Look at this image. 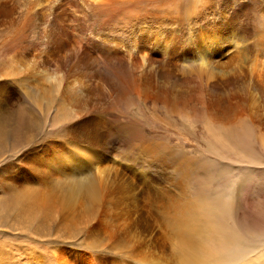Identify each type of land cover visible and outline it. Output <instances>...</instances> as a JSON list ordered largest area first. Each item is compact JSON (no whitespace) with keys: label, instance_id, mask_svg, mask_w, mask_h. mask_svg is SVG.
Segmentation results:
<instances>
[{"label":"rangeland","instance_id":"1","mask_svg":"<svg viewBox=\"0 0 264 264\" xmlns=\"http://www.w3.org/2000/svg\"><path fill=\"white\" fill-rule=\"evenodd\" d=\"M31 1L34 0H0V4L4 3L5 6L3 11L8 10V12L0 13L2 15H0L2 21H0V79L13 77L9 73L12 72L15 80L28 81L29 88L36 91L31 97L37 98L41 106V108L34 106V101H29L23 96L25 89H20L21 96L18 95L15 98L13 111L2 115L3 118L11 115L14 121L16 112L24 111L31 123L35 124L34 126L32 123V126L36 127L35 135H30L33 139L29 138L28 141L19 142L11 131L3 132L5 136L4 143L0 145V173L4 171L6 176L14 171L16 173L21 171L31 149L40 148V145L56 136L59 138L63 135L61 133L63 131H71L72 125L87 118L94 107L105 108L109 104L105 97L106 93L110 94L109 89L103 83V78L107 75H96V66L89 63L88 73L91 74L89 78L81 76L72 78L78 79L82 84L81 95H74L71 98L67 96L64 100L66 103H71L72 99L77 102L75 105L67 106L72 115L64 119L62 123L53 121L57 108V100H54L57 95L53 89L60 75L55 78L49 74L56 68L57 63L54 66V64L49 65L47 60H42L44 42L48 38L47 21L52 18L53 14L66 11L65 8L69 9L70 5L73 7L69 11L75 12L77 8L74 7H77V2L75 3V0H51L45 3L43 17H35L33 23H29L27 27L29 28V41L37 44L38 48H28L29 53H24L23 49L14 53L9 52L5 43L21 27L22 17L27 15L26 10ZM248 1L177 0L178 8L183 13L193 15L191 18L185 19L182 23L173 19H163V25L156 21L152 22L153 24L141 22V26L139 23L136 24L134 29L138 31L135 33H142L147 48L145 53H151L152 50L149 49H154L155 52V49L159 48L153 47V44L160 48L165 47V49L156 50L157 53H154L151 64L145 69L146 74L144 73L145 75L141 77L144 86L140 87L142 91L145 90L143 95L152 93L151 95L156 97L155 101L140 100L136 105L123 106L122 110L126 113L121 115L118 112V115L122 117L119 121H137L144 125L146 129L142 130L144 135L146 131L152 133L153 135L147 134V137L154 141L155 139L162 141L170 147L174 157L179 160L177 165L182 162L184 166L197 168L200 173L202 165L209 167L210 176L216 175L212 184L215 191L208 190L214 206H220L228 212L231 211L230 220L236 222L239 229L242 228V233L244 231L247 234L246 236L243 235L244 233L241 234L242 238L246 239L245 242L247 240L251 242L242 247L241 252H235L236 254L233 251H222L220 254L214 252L213 257H217L207 260L196 259V254L189 256L191 258L178 255L177 247L179 246L171 231L168 229L165 231L164 225L161 226V221L152 227L149 220L145 218L142 224L143 221L135 206H131V201L120 195L119 192L125 194L131 192L136 186L135 183L140 181L137 178L132 183V177L125 173L132 164L119 160V157L124 154V149L121 142L114 140L107 144L108 147L114 149L113 156L111 155V158L107 160L113 159L116 162L111 165L112 168L122 166L119 170L123 173L115 181L122 191L112 193L115 201L113 209L109 210L112 213H109V217H106L104 221L108 222L109 219L122 216L121 219L129 229H127L128 233L126 230L123 234L132 233L131 242L132 245L134 244L135 252L139 255V259L133 257L129 259L131 261L139 264H264V91H251L252 100H249L242 91L245 87L244 82L248 80L245 75L249 71L253 69V71L260 70L264 73V0H255L253 4ZM76 15L77 18L82 17L79 13ZM59 18L57 16L54 20L57 21ZM57 23L60 24L59 21ZM65 24L71 23L65 21ZM91 38L99 41L92 35ZM73 45L72 43L67 50L72 51ZM105 62L110 64L107 70H111L113 64L107 58ZM191 66L195 69H191ZM199 67H203L200 72ZM124 71L128 72L125 68ZM136 71L140 72L141 68L137 66ZM145 76L147 78H144ZM46 94L48 100L44 97ZM243 108L244 111H241ZM224 115L238 121L235 126L236 131L233 128L224 134L221 133L214 119L223 118ZM250 120L254 123L251 124ZM113 132L116 133L114 130ZM240 132L243 134L241 135ZM102 144L104 142L95 143L92 146L101 147ZM175 166L171 165L157 173V182L154 183V187L151 186L154 194H162L166 192V188L171 191L169 184L176 180ZM91 172L95 174L97 169ZM210 176L207 174V181ZM128 177L130 181L127 182ZM4 188H0V197L3 196L1 192ZM219 194H221L220 199L222 197L226 199V204L218 202ZM94 219L95 215L91 214L85 225L78 224L72 232L60 238L64 240L63 242L72 241L74 243L92 239L89 250H85L91 255L106 252L104 258L107 261H111L113 255L116 258L125 257L126 259L127 257L128 260L131 253L120 252L121 254L117 253L119 254L117 257L114 250L110 251L100 245L102 237L97 235L93 237L94 231L89 233L86 227L93 223ZM53 234L52 229L47 227L15 229L10 225L9 217L4 215L3 219H0V264H57L49 252L52 248L55 249L57 244L58 248L66 250L67 248H64L66 246L62 243H47L59 237ZM167 240L172 247L166 253L163 245Z\"/></svg>","mask_w":264,"mask_h":264},{"label":"bare ground","instance_id":"2","mask_svg":"<svg viewBox=\"0 0 264 264\" xmlns=\"http://www.w3.org/2000/svg\"><path fill=\"white\" fill-rule=\"evenodd\" d=\"M49 1L51 0L31 1L26 10L27 15L22 17L21 27L5 43L9 52L13 51L14 53L23 49L24 53H29L28 48H38L37 44L29 41V28L27 27L29 23H33L35 17H43L44 4ZM74 2H77V7H74L77 8L75 12L69 11L73 7L70 5L69 9L65 8L66 11L53 14L52 18L47 21L48 35L47 33L46 35L48 38L44 42L42 60H47L49 65L54 64L55 66L57 63L56 68L49 74L55 78L60 75L57 77L58 82L53 89L57 95V98H54L55 101L57 100V108L53 121L62 123L64 119H68L72 115L67 106L75 105L77 102L72 99L71 103H66L64 100L67 96L71 98L74 95H81L82 84L78 79L72 78L75 76L89 78L88 76L91 75L88 73L89 63L96 66V75H107L103 78V83L109 89L110 94L106 93L107 95H105L109 104L105 108L93 106L94 109L92 108L93 110L87 118L81 119L74 126L72 125L71 131H63L61 132L63 135L59 134V138L56 136L47 140L43 144L44 146L40 145V148L31 149L21 171L7 172L10 173L7 176L4 171L2 174L0 173V188L5 187L1 192L3 196L0 197V219L6 215L9 217L10 225L15 229H37L40 227L52 229L53 235L57 234L59 237L54 241L49 240L47 243H62L66 246L64 248H67V250L58 248L57 244L55 245L57 248H52L49 252L57 264H139L129 260L133 257L139 259V255L135 252L134 244L132 245L131 242L132 233L123 234L128 228L121 219L122 216L109 219L108 222L104 221L106 217H109V213H112L109 212L113 209L115 202L112 193L121 190L115 181L123 173L119 170L122 169V166L112 168L111 165L116 162L113 159L107 160L111 158L114 150L107 144L115 140L121 142L124 149V151L122 150L124 154L119 157V160L132 164L125 172L132 177V183L137 178L140 182L144 181L136 182L132 193L119 192L125 199L131 201V206H135L143 221L142 224L145 218L149 220L152 227L161 221V226L164 225L165 231L170 230L176 238L179 246L177 247L178 255L184 258L196 254V259L201 261V258L204 260L216 258L217 256L213 257L214 252L216 254H220L222 251L241 252L242 247L251 241L245 242L246 239L242 238L241 234L244 231L242 233V228L239 229L237 223L230 220L231 211L228 212L220 206H214L208 190L215 191L212 184L216 175L210 176L209 167L202 165L200 173L197 168L184 166L182 162L177 165L179 160L174 157L170 147L162 141L148 138L147 134L153 135L152 133L147 131L145 135L142 133V130H146L144 125L137 121H119V118L122 117L118 115V112L121 115L126 113L122 110L123 106L136 105L140 100L155 101L156 97L151 95L152 93L143 95L145 90L142 91L140 86H144L141 77L146 74L145 69L151 64L152 58L155 56L154 53H157L156 50H159L160 46L153 44V47L159 48H156L155 52L154 49H149L152 52L145 53L147 48L142 33L136 34L135 31L138 30H135L134 26L138 23L140 25L141 22L153 24L152 22L155 21L163 25V19H173L182 23L193 15L183 13L178 8L177 0H75ZM248 2L253 4L256 1L249 0ZM3 4H0L2 11L5 8ZM35 7L38 8L34 9ZM6 9L9 8L6 7ZM4 12H8V10L0 11L1 14ZM76 13L81 14L82 17H75ZM174 15L176 16L173 17ZM57 16L60 18L55 21L54 18ZM71 18L72 20H70ZM58 21L63 27L57 23ZM65 21H69L72 25L65 24ZM91 35L97 37L99 41L91 38ZM70 42L74 44L72 51L67 50L72 44H68ZM162 49L165 47L160 48V50ZM103 55L105 56L102 58ZM106 58L113 64L111 70H107L110 64L105 62ZM137 66L141 68L138 73ZM124 68L128 70L127 73ZM191 69H195L194 66H191ZM198 70L202 71L203 67H199ZM9 73L14 77L12 72ZM13 77L0 79V145L4 141L3 132L7 130L11 131L19 142L28 141L29 138L32 140L33 137L30 135H35L36 127L32 126L33 122L31 123L24 111L16 112L14 121L11 115L6 118L2 116L4 113L13 111V103L15 98L20 95V89H25L23 96L26 99L34 101L33 105L41 108L38 99L31 97L36 91L29 88L28 81L15 80L16 78ZM245 77L248 80L244 82L245 87L242 91L249 100H252L251 91H264V73L252 69ZM152 78L154 77L152 76ZM44 97L47 99V94ZM53 107H55L54 103ZM241 111H244V108ZM250 112L253 111L250 110ZM224 116L214 119V123L221 133L224 134L233 128L236 131L235 126L238 121L233 117ZM33 125L35 126L34 123ZM22 138L24 140H21ZM103 142L104 144L100 145L102 148L92 146L95 143ZM171 165H176V180L174 179L175 181L169 184L171 191L166 188V192L154 194L151 186L154 187V183L157 182V173ZM93 169H97L95 174H91ZM207 174L210 176L208 181ZM128 181H130L129 177ZM220 195L217 197L218 202L226 204V199L224 197L220 199ZM91 214L95 215V221L87 225L89 233L94 231L93 237L96 235L102 237L100 245L110 251L114 250V254L131 253L128 260L127 257L126 259L124 256H122L124 258H116L112 254L113 256L110 255L112 260L107 261L104 258L106 252L100 251L98 255H91L85 250L88 249L92 239L78 243L63 242L64 240L60 237L68 235L78 224L85 225ZM171 247V243L167 240L163 245V250L167 253ZM107 254L109 253L107 252ZM118 256L119 254H117Z\"/></svg>","mask_w":264,"mask_h":264}]
</instances>
